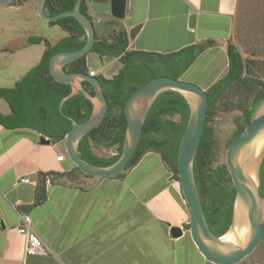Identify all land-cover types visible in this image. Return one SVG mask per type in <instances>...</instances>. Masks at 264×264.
I'll return each instance as SVG.
<instances>
[{
    "label": "crops",
    "instance_id": "0c3cea01",
    "mask_svg": "<svg viewBox=\"0 0 264 264\" xmlns=\"http://www.w3.org/2000/svg\"><path fill=\"white\" fill-rule=\"evenodd\" d=\"M38 1L12 0L0 6V89L12 88L42 58L45 42L29 43V38L40 37L53 45L69 35L39 16ZM83 2L95 39L109 42L123 30L127 51L168 55L207 45L179 76L181 81L197 59L210 51L225 59L211 81L202 84L203 90L227 71V45L232 44L238 0H127L122 19L110 15L109 0ZM89 54L86 64L95 73L92 77L110 78L121 67L115 57L92 53L100 67L90 68ZM11 113L0 98V114ZM42 139L49 143H41ZM74 167L65 138L52 143L31 128L0 124V264H210L186 228L188 213L179 182L157 152L145 151L120 178L81 176ZM66 172L78 177L76 185L57 180L70 176L55 178ZM40 174L49 181L44 184L46 199L27 209L34 201ZM24 217L48 254H25V238L15 230L23 226ZM171 227H180L182 235L172 237Z\"/></svg>",
    "mask_w": 264,
    "mask_h": 264
},
{
    "label": "trees",
    "instance_id": "16d2710c",
    "mask_svg": "<svg viewBox=\"0 0 264 264\" xmlns=\"http://www.w3.org/2000/svg\"><path fill=\"white\" fill-rule=\"evenodd\" d=\"M76 0H45L43 11L55 16L72 10ZM79 12L86 15L83 0ZM51 24L59 25L69 35L50 45L43 38H29V43L45 42L46 48L39 63L32 67L17 81L12 88L0 89V98L12 109L7 116L0 114V124L9 128L27 127L38 131L50 142L56 143L65 138L71 129V122L60 114V100L71 92L68 84L56 82L49 73V60L59 52L81 49L86 42V34L78 21L72 16L60 18ZM128 37L125 31L119 30L115 40L103 42L96 40L89 53L101 57H115L121 64L116 74L110 78L101 75L95 77L100 82L108 107L100 125L81 137L77 144L79 157L98 167H107L118 160L126 131L124 104L128 97L151 79L157 77L179 76L194 61L195 48L189 47L176 54L154 55L137 51H127ZM87 55V54H86ZM86 55L66 64L62 70L65 73H84L89 70ZM227 71L225 75L205 90L208 107L203 133L193 161V176L200 196L202 209L209 229L216 236L223 235L229 228L232 216V204L235 190L232 186L226 165L213 168V140L208 132L207 119L217 101L232 84H238L242 89L253 95L249 109H243L232 140L242 133L249 124L255 107L264 98V81L244 76V64L240 54L232 44L227 45ZM83 87L92 95L91 85L83 81ZM62 111L76 122L86 121L92 112V104L81 93L67 98L62 103ZM166 116L176 115L177 120ZM189 117V107L185 99L177 92H162L149 108L142 126L138 147L129 159L125 170L116 177H123L125 171L133 167L147 150L157 152L172 177L178 181L176 157L178 146ZM231 140V141H232ZM93 145L117 147L113 156H98L92 150ZM74 171L81 172L77 167ZM82 173V172H81ZM54 176V174H50ZM71 172L56 174V177H68ZM45 175L40 174L33 203L26 208H32L43 203L45 195ZM259 193L264 197V158L259 170ZM188 229V225L186 226Z\"/></svg>",
    "mask_w": 264,
    "mask_h": 264
},
{
    "label": "water",
    "instance_id": "95a60500",
    "mask_svg": "<svg viewBox=\"0 0 264 264\" xmlns=\"http://www.w3.org/2000/svg\"><path fill=\"white\" fill-rule=\"evenodd\" d=\"M12 0H0V6H6ZM39 0L37 12L47 21L54 22L66 16L74 17L86 34L85 45L75 51L59 52L49 60V73L58 83L68 84L71 92L62 98L58 104L61 115L71 122V129L65 136V145L69 160L84 175L95 178H110L125 170V167L135 153L144 119L156 98L165 91L179 93L189 107V117L182 134L176 157V170L181 195L188 213V232L193 244L202 257L212 264H238L249 256L264 239V197L259 193V170L264 158V144L257 150L252 149L253 143L264 136V98L255 107L246 129L232 140L226 149L225 165L235 197L232 204L231 223L228 230L221 236H216L209 229L201 205L200 196L193 176V161L203 133L208 99L205 90L198 86L171 77H157L151 79L141 88L131 94L124 104L126 131L121 155L116 162L107 167H98L82 160L77 152V144L82 136L98 127L103 121L108 103L103 88L96 77L84 73H65L62 68L88 54L95 40L94 27L91 20L79 12L82 0H76L72 10L47 16L43 12V3ZM110 15L116 19L124 17L127 0H109ZM194 16L189 20L193 25ZM208 46L195 48L194 56ZM88 82L93 90L90 95L82 82ZM81 93L92 104L90 117L84 122H76L62 111V103L69 97ZM41 143L48 144L47 140ZM250 151V152H249ZM248 153V155H246ZM251 172L253 177H251ZM247 227L248 237L242 244L225 242L222 237L236 228ZM170 235L174 238L182 235L180 227H171Z\"/></svg>",
    "mask_w": 264,
    "mask_h": 264
},
{
    "label": "rangeland",
    "instance_id": "374dc122",
    "mask_svg": "<svg viewBox=\"0 0 264 264\" xmlns=\"http://www.w3.org/2000/svg\"><path fill=\"white\" fill-rule=\"evenodd\" d=\"M49 35L53 38L51 32ZM231 43L242 58L244 76L264 81V0H238ZM213 54L215 55L214 61L211 60ZM223 59H225V56L216 51L204 53L181 76L182 81L203 89L202 84L211 81L214 75L221 70ZM88 61L90 68L98 70L100 62L96 55L90 53ZM115 63L117 62L115 61ZM11 66H14V64ZM252 98L253 95L246 92L238 84H232L211 110L207 119V128L213 140L214 148L211 164L213 168L225 165L226 149L238 127V118L243 109H249ZM165 117L172 120L178 119L176 115H165ZM261 141H263V136L259 138V142ZM93 148L94 152L101 156L115 155L117 152L116 146L93 145ZM76 174L84 175L77 171ZM75 176L58 178L57 180L69 185H76L78 177ZM229 233L230 230L227 234ZM238 264H264V239L259 242L249 256Z\"/></svg>",
    "mask_w": 264,
    "mask_h": 264
},
{
    "label": "built area",
    "instance_id": "2783aa9c",
    "mask_svg": "<svg viewBox=\"0 0 264 264\" xmlns=\"http://www.w3.org/2000/svg\"><path fill=\"white\" fill-rule=\"evenodd\" d=\"M94 72L90 71L89 76H94ZM57 160H62V156H59ZM23 182H27L26 179L22 180ZM45 185L49 184V181L45 179ZM23 226L16 228V232L22 234L25 238V254L29 256H39L46 255L49 253V250L45 243L41 240V238L33 231L30 226L29 220L24 217Z\"/></svg>",
    "mask_w": 264,
    "mask_h": 264
},
{
    "label": "bare ground",
    "instance_id": "6f19581e",
    "mask_svg": "<svg viewBox=\"0 0 264 264\" xmlns=\"http://www.w3.org/2000/svg\"><path fill=\"white\" fill-rule=\"evenodd\" d=\"M263 144H264V136H263V141L259 142V139H257L253 143L252 149L258 150ZM246 155H248V153ZM251 177H253L252 172H251ZM234 231H235L234 233L230 232L229 234H226L225 236H223L222 240L225 242H234L237 244H242L247 240V237H248L247 227L243 226L242 228H236V230Z\"/></svg>",
    "mask_w": 264,
    "mask_h": 264
},
{
    "label": "flooded vegetation",
    "instance_id": "af4514ba",
    "mask_svg": "<svg viewBox=\"0 0 264 264\" xmlns=\"http://www.w3.org/2000/svg\"><path fill=\"white\" fill-rule=\"evenodd\" d=\"M210 263V262H209ZM210 264H212V263H210Z\"/></svg>",
    "mask_w": 264,
    "mask_h": 264
}]
</instances>
